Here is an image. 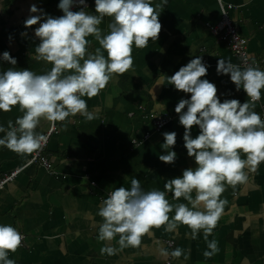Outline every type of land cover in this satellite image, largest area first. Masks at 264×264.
<instances>
[{
    "label": "crops",
    "instance_id": "1",
    "mask_svg": "<svg viewBox=\"0 0 264 264\" xmlns=\"http://www.w3.org/2000/svg\"><path fill=\"white\" fill-rule=\"evenodd\" d=\"M88 2L87 11L94 12V0ZM58 3L59 0H0V55L10 52L17 59L18 69L30 68L38 74L50 70V64L32 59L39 43L34 35L38 25L25 29L24 21L32 4L53 16L62 15ZM221 6L246 39L250 58L264 69V0H168L159 17V39L149 41L145 48L133 47V69L115 77L96 97H83L97 118L88 121L77 114L55 123L44 150L49 169L27 164L30 155H17L0 146V179L20 168L13 180L0 189V224L17 227L25 237L23 246L9 253L10 259L17 264H264V163L256 172L248 173L246 183L235 188L226 185L221 198L228 203L208 238L218 241L220 251L211 259L203 256L207 249L203 233L195 240L187 238L185 233L190 230L185 226H180L179 236L163 228L153 229L152 235L142 238L141 247L125 248L113 256L101 255L104 242L97 240L101 223L98 209L110 191L121 185L130 187L133 177L146 190H164L166 179L195 167L183 146L184 128L174 111L179 99L190 98V94L169 85L167 76L202 55L210 65L205 78L217 86L221 102L238 99L243 103L248 99L242 89L236 91L230 75L216 73L220 58L240 65L229 47L210 32V26L221 17ZM109 22L106 17L100 25L105 32ZM88 39L92 42L90 51L99 47L93 37ZM8 67L11 65L0 61V71ZM261 105L264 91L255 106L258 113ZM161 111L169 112L172 118L154 130L152 116ZM20 115L18 106L9 113L0 111V125L6 127L8 120L14 122ZM51 124L42 120L37 131L45 134ZM165 131L178 134L174 164H165L158 158L164 154L161 144ZM146 132H150L147 137ZM198 132L199 128L194 127L193 137ZM242 158L246 157L242 154ZM168 199L177 202L172 201L171 194ZM178 202L186 203L182 198ZM160 243L169 251L175 247L190 249V259L160 257Z\"/></svg>",
    "mask_w": 264,
    "mask_h": 264
},
{
    "label": "clouds",
    "instance_id": "2",
    "mask_svg": "<svg viewBox=\"0 0 264 264\" xmlns=\"http://www.w3.org/2000/svg\"><path fill=\"white\" fill-rule=\"evenodd\" d=\"M167 3L168 0H94V12H89L87 0H59L57 7L63 13L60 16L32 4L24 21L25 29L38 25L34 35L39 43L32 59L50 64L51 68L39 74L30 68L18 69L17 59L10 52L0 55V61L11 65L0 71V111L9 113L18 106L22 113L14 122L8 120L6 127L0 125V146L17 155H31L48 140L47 135L37 131L42 120L54 127L56 122L63 123L77 114L88 121L96 119L97 114L89 111L83 97H96L115 77L133 69V47L145 48L149 41L159 39V17ZM74 7L78 10L73 11ZM106 17L110 22L105 32L100 25ZM21 35L27 36V32ZM88 37L99 44L94 51L89 50L92 42ZM209 67L199 55L167 76L169 85L190 94V98L179 99L174 111L184 128L183 146L195 167L166 179L164 190H146L133 177L130 187L121 185L110 191L97 213L101 218L97 240L104 242L101 255L139 248L142 238L152 235L153 229L163 228L179 236L180 226L190 230L185 236L193 240L203 233L205 259L219 253L218 241L208 238L228 203L221 198L226 185L235 188L246 183L248 173L256 172L264 163V118L255 111L264 91V69L259 65L242 68L231 60L218 59L217 75H230L236 91L246 93L248 99L241 103L238 99L221 102L217 86L205 78ZM157 106L166 110L161 103ZM194 127L199 128L195 137ZM177 135L175 131L162 133L164 154L158 157L161 162L175 163ZM169 194L176 203L168 199ZM181 198L186 203L178 202ZM24 240L17 227L0 224V264H17L9 253H16ZM157 251L164 259L183 257V261H188L191 254L190 249L181 247L169 251L163 243Z\"/></svg>",
    "mask_w": 264,
    "mask_h": 264
},
{
    "label": "built area",
    "instance_id": "3",
    "mask_svg": "<svg viewBox=\"0 0 264 264\" xmlns=\"http://www.w3.org/2000/svg\"><path fill=\"white\" fill-rule=\"evenodd\" d=\"M87 3L89 4L88 0ZM221 7V17L216 24L210 26V32L229 47V49L237 57L239 64L242 68L248 65L254 66L255 63L250 58L249 48L247 46L246 39L239 34L237 28L231 22L225 9L223 8V6ZM73 9H75V7ZM259 113L261 114L262 118H264V105L260 106ZM171 118V114L167 111H161L153 114V129H161L164 125L167 124L168 121L171 120ZM54 128L55 126L53 127V125L51 124L49 130L45 133L48 138L50 134L54 131ZM149 134L150 132H146L145 137L149 136ZM46 144L42 147L41 150L34 152L30 155L27 164L38 165L46 169L50 168V162L44 152ZM19 170L20 168H16L9 173H5L0 179V189L6 182L11 181L13 177L19 172ZM92 184H94V182H92Z\"/></svg>",
    "mask_w": 264,
    "mask_h": 264
},
{
    "label": "bare ground",
    "instance_id": "4",
    "mask_svg": "<svg viewBox=\"0 0 264 264\" xmlns=\"http://www.w3.org/2000/svg\"><path fill=\"white\" fill-rule=\"evenodd\" d=\"M15 176H16V175H15ZM15 176H14V177H15ZM14 177H13V178H14ZM12 180H13V179H12ZM12 180H11V181H12ZM6 183H7V182H6Z\"/></svg>",
    "mask_w": 264,
    "mask_h": 264
}]
</instances>
